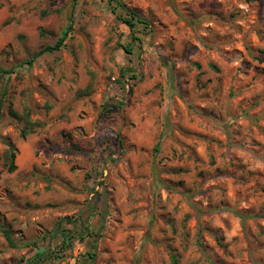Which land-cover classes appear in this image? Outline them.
<instances>
[{
  "label": "rangeland",
  "instance_id": "1",
  "mask_svg": "<svg viewBox=\"0 0 264 264\" xmlns=\"http://www.w3.org/2000/svg\"><path fill=\"white\" fill-rule=\"evenodd\" d=\"M119 1L0 0V264H264V0Z\"/></svg>",
  "mask_w": 264,
  "mask_h": 264
},
{
  "label": "trees",
  "instance_id": "2",
  "mask_svg": "<svg viewBox=\"0 0 264 264\" xmlns=\"http://www.w3.org/2000/svg\"><path fill=\"white\" fill-rule=\"evenodd\" d=\"M110 4L114 5V12H118L119 15V19L127 26L129 27L131 30H134V28L137 25L142 26L144 29H148L150 26V23L141 18L138 14H136L133 11H127L124 6L121 4V2L119 0H109ZM68 30H71V27H69ZM68 37V31L64 33L63 37L60 38V40L57 42V44L55 46H48L46 47L44 50H42L40 53H38L36 56H39L41 54H43L44 52H51V51H58L60 50L63 46L64 43L66 41ZM126 50L129 51L128 48H126ZM30 64H32V61L29 62ZM15 152L16 149L13 147V145H11L9 147V167H8V172L12 173L17 169L16 163H15ZM65 240H69L71 238V235H64ZM96 248V247H95ZM45 254L44 251H39L35 256V258L33 259L34 261H41L42 256ZM89 257L92 259L95 257L94 253H89Z\"/></svg>",
  "mask_w": 264,
  "mask_h": 264
}]
</instances>
